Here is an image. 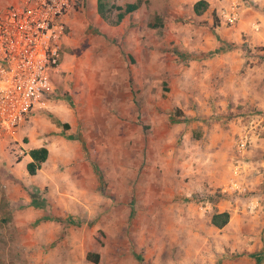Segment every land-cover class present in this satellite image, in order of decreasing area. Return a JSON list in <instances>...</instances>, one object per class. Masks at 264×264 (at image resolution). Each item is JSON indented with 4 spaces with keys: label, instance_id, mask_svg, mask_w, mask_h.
Masks as SVG:
<instances>
[{
    "label": "rangeland",
    "instance_id": "1",
    "mask_svg": "<svg viewBox=\"0 0 264 264\" xmlns=\"http://www.w3.org/2000/svg\"><path fill=\"white\" fill-rule=\"evenodd\" d=\"M178 1L149 0L112 39L74 1L52 90L21 124L56 123L63 143L44 135L69 160L40 192L27 172L8 188L21 152L0 133V264H264V0L210 52ZM25 196L50 215L14 218Z\"/></svg>",
    "mask_w": 264,
    "mask_h": 264
},
{
    "label": "built area",
    "instance_id": "2",
    "mask_svg": "<svg viewBox=\"0 0 264 264\" xmlns=\"http://www.w3.org/2000/svg\"><path fill=\"white\" fill-rule=\"evenodd\" d=\"M74 1L16 0L0 7V133L15 136L34 106L45 103ZM216 1L218 15L234 23L243 0Z\"/></svg>",
    "mask_w": 264,
    "mask_h": 264
},
{
    "label": "crops",
    "instance_id": "3",
    "mask_svg": "<svg viewBox=\"0 0 264 264\" xmlns=\"http://www.w3.org/2000/svg\"><path fill=\"white\" fill-rule=\"evenodd\" d=\"M3 1H7V0H3ZM0 0V4H2V2ZM9 2H13L16 0H8ZM136 0H111V3H115L118 5H124L125 3L128 2H134ZM141 4L139 5V7L128 13L127 15L124 16V18L116 25H110L109 23H107L106 21H104L97 13L96 11V0H86V7H89L92 9L91 11L95 12V20L98 21V19L100 20V31L105 34L107 37L112 38H120L121 34L124 33L123 27L124 24L126 22H128L129 20H133L138 21V17L137 14L139 13V10H144V12L146 11V5L149 2V0H141ZM182 1V2H180ZM186 0H179L178 2H180L177 6L176 9H174V13L175 16H185V14H187L189 16V21H188V26L192 27L194 26V24L199 25L197 27L199 28H203L201 35L198 34H194L192 40L196 41V39H198L199 41V46L200 49L203 52H210L214 49H216V47H218L220 49V46L222 47L223 43H225V41H232V40H237L238 36L236 32L233 31H229L228 28L225 25L224 22V18L220 17L218 15L217 10L219 9L220 4L216 1V0H205L208 3V7L206 8V10H204V12H202L201 14H196L193 11V4L195 1L197 0H193L190 1V4L188 6H186ZM261 4V2H260ZM83 5L84 2H83ZM186 7H188L187 9H185ZM153 12V11H152ZM210 12L212 13L213 16H217L219 19V24H217L216 26L213 25V16H210ZM203 16L206 18L205 22H204V26L202 27V25H200V21ZM243 16V13L241 11L240 15H239V21L242 22L241 18ZM145 23L147 21V19L144 20ZM190 23V24H189ZM193 23V24H191ZM186 24V23H185ZM212 32H211V28ZM192 28H196V27H192ZM186 39V42H188V37H184ZM185 42V43H186ZM219 44V45H218ZM187 45V43H186ZM195 46H197L196 42L194 43ZM194 48V47H192ZM45 104V103H44ZM35 113H39V112H35ZM62 128L60 126H58L56 123L51 122V121H42L40 122V125L37 127V129H31L30 127H28L27 125H20V127L17 129L16 131V135L13 137V140H17L16 143L12 144L13 146L17 147V150H19L21 152V156L18 160H16L15 162H13V165H10L11 167L8 168V170L10 171V177H12L13 181H9L7 180V184H8V188L10 185L14 184V183H18L20 182V180H18L15 176H17V174L19 173H24L27 172L26 171V164L28 161H30V156L27 154V151L30 148H37V147H41V146H45L48 149V157L47 159L41 164L40 169L37 170V172L34 175H29L27 172V175H29V177H32V179L29 180V183L31 184V186H33L34 190H37L40 192V189L44 188L47 184H49V182L47 181V178L50 177L49 179H52L54 177H56L57 175V168H58V162L59 161H55V160H62L63 163H67V161L69 160V157L67 155H59L56 156L57 152L54 153L52 151V148L54 149L55 146H51V144L49 143L47 137L44 135V133L48 132V133H53L55 132L56 134H52V136H56L55 139H50L51 141H55L57 143V146L62 142V139H59L57 137H59V134L61 132ZM42 136H41V135ZM1 135L3 136V138L9 141L8 136L4 135L1 133ZM27 138L26 142L23 141V138ZM14 154V153H13ZM56 156V157H55ZM2 157V156H0ZM14 157V155H13ZM12 157V158H13ZM11 158V159H12ZM17 159V157H16ZM51 163L48 165V163ZM264 164V159L260 161L261 165ZM197 168H199L198 166H196ZM258 168V166H257ZM200 169V168H199ZM7 171V170H6ZM20 174V175H22ZM258 176L260 177L262 180H264V170H262L259 173V168L257 171ZM14 175V176H13ZM33 176H36V179H33ZM28 183V184H29ZM33 201V199H29V197L25 196L21 203L26 205L25 208H22L23 212L22 213H14V218L15 217H20V216H33V217H41L39 221H43L44 219H46L47 216L50 215L51 210L48 211V207L44 208L43 205V201L41 199V202H39V204H37V208L34 206H29V202ZM29 209V210H28ZM17 211H20L19 209ZM217 211H223V210H217ZM216 212V211H215ZM43 217V219H42ZM231 219V217H230ZM229 223V220L228 222ZM227 226V224L225 225ZM224 226V227H225Z\"/></svg>",
    "mask_w": 264,
    "mask_h": 264
},
{
    "label": "trees",
    "instance_id": "4",
    "mask_svg": "<svg viewBox=\"0 0 264 264\" xmlns=\"http://www.w3.org/2000/svg\"><path fill=\"white\" fill-rule=\"evenodd\" d=\"M141 2V0H136L124 5H118L111 3V0H96V11L104 21L110 25H116L125 15L136 10ZM206 8H208V3L205 0H197L193 4V11L198 15L204 12ZM217 24H219V19L217 16H214L213 25L216 26ZM63 127L67 128L68 124H63ZM27 154L31 159L26 164V171L29 175H34L40 169L41 164L47 159L48 149L45 146L30 148ZM228 220L229 213L227 211H216L210 217V223L217 228L225 226ZM86 257L94 263L98 262L99 259V255L92 252L87 253Z\"/></svg>",
    "mask_w": 264,
    "mask_h": 264
}]
</instances>
